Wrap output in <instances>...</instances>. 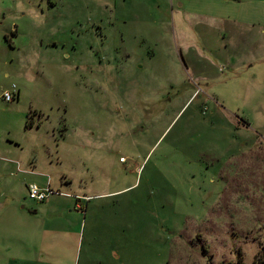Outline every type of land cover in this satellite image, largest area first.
<instances>
[{
  "label": "rangeland",
  "instance_id": "374dc122",
  "mask_svg": "<svg viewBox=\"0 0 264 264\" xmlns=\"http://www.w3.org/2000/svg\"><path fill=\"white\" fill-rule=\"evenodd\" d=\"M31 182L100 193L85 212L103 223L74 243L92 264H127L113 254L125 244L138 245L132 264H253L264 0H0V264H20L2 247L8 227L36 231L37 264L49 217L72 254L85 206L40 212L51 193L29 199Z\"/></svg>",
  "mask_w": 264,
  "mask_h": 264
},
{
  "label": "crops",
  "instance_id": "0c3cea01",
  "mask_svg": "<svg viewBox=\"0 0 264 264\" xmlns=\"http://www.w3.org/2000/svg\"><path fill=\"white\" fill-rule=\"evenodd\" d=\"M177 10V9H176ZM65 185V183H64ZM54 190V189H53ZM69 191L63 190L62 188L56 189L54 191H51L49 196H46L39 205L40 212H43V209L49 210L50 212L55 211L59 205V202L65 203L66 207L72 203L74 206H78V201L82 202V204L85 206L83 209V215L79 214V212L76 210L77 215L74 216L76 223L73 226H70L69 233L71 235L72 241L67 243L71 247V255H60V252L63 251L62 243L63 236L58 232L60 226H62V223L59 219H55V217H49L48 224L49 229L47 227L42 226L39 228V242H38V259L37 264H92L88 261V259L78 257L74 253V243L76 241V238L78 236V233L85 234V229L87 232V235L92 233L93 230L96 229V223H103L102 219L98 220L96 214H90L89 216L86 215L85 209H88V204L90 200V195L93 196L96 194L99 196L100 193H84L80 190H75L72 192V196ZM91 195V196H92ZM71 222V220L66 221V223ZM46 231L47 234H49L50 240L48 242H45L44 239H41V231ZM97 230V229H96ZM38 239L36 231H26L22 228H5V232L2 235V247L6 251L7 256H11L12 258H17L18 263L20 264H27L31 263V253H26V243L31 244L33 248H37L34 240ZM45 242V243H44ZM125 244V247L122 246L124 249L123 252H117L113 250V254L116 258L121 257V259H124L127 264H132L136 261V254L130 253V249H133V247H138V245ZM143 249L146 251V255L149 254V246L143 245ZM135 250V248H134ZM136 251V250H135ZM144 258V257H143ZM145 260H142V264H144Z\"/></svg>",
  "mask_w": 264,
  "mask_h": 264
},
{
  "label": "built area",
  "instance_id": "2783aa9c",
  "mask_svg": "<svg viewBox=\"0 0 264 264\" xmlns=\"http://www.w3.org/2000/svg\"><path fill=\"white\" fill-rule=\"evenodd\" d=\"M3 97L5 99H9V94L7 92H4ZM120 158H123V157L120 156ZM25 190H26V196L29 199L36 200V201L41 200L44 196L47 195V193L54 191L50 187L49 183H47L45 186L38 187L35 183H32V182L27 183L25 185Z\"/></svg>",
  "mask_w": 264,
  "mask_h": 264
},
{
  "label": "trees",
  "instance_id": "16d2710c",
  "mask_svg": "<svg viewBox=\"0 0 264 264\" xmlns=\"http://www.w3.org/2000/svg\"><path fill=\"white\" fill-rule=\"evenodd\" d=\"M25 124L29 125L28 119H26ZM217 264H243V260L238 255L236 260L232 261V259H221ZM253 264H264V243L262 244L261 248H259L258 252H256Z\"/></svg>",
  "mask_w": 264,
  "mask_h": 264
},
{
  "label": "flooded vegetation",
  "instance_id": "af4514ba",
  "mask_svg": "<svg viewBox=\"0 0 264 264\" xmlns=\"http://www.w3.org/2000/svg\"><path fill=\"white\" fill-rule=\"evenodd\" d=\"M125 121V119L123 120ZM118 122V121H117ZM112 131H115V133L117 132L115 129H111ZM113 141V139H111V142Z\"/></svg>",
  "mask_w": 264,
  "mask_h": 264
}]
</instances>
